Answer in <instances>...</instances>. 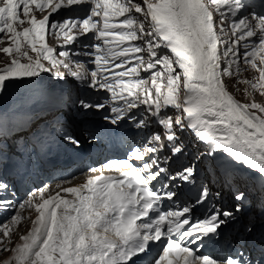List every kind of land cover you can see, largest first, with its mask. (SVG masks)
<instances>
[{"label": "snow or ice", "instance_id": "1", "mask_svg": "<svg viewBox=\"0 0 264 264\" xmlns=\"http://www.w3.org/2000/svg\"><path fill=\"white\" fill-rule=\"evenodd\" d=\"M83 4L91 5L84 18L69 16L50 23L52 14ZM143 5L133 0H3L0 4V33H4L0 43L5 38L9 41L0 51L10 57V63L0 67V93L13 82L39 77L42 72L63 79L62 66L68 75L81 81L90 78L91 88L111 94L103 103L79 100L82 109H103L111 103L114 115L105 120L118 125L128 119L141 128L147 126V118L137 121L133 110L143 104L166 130L163 138L159 133L152 135L128 158L103 166L128 171L106 175L103 169L93 168L90 171L99 174L88 176L83 184L57 185L60 191L47 197L48 190L43 189L41 202L19 203L20 209L34 208L37 215L14 248H0L13 253L4 264H135L134 258L147 255L150 245L157 242L163 244L162 251L149 264H264V248L258 255L237 252L213 258L197 255L188 246L215 242L218 230L233 212L214 207L210 216L194 221L195 206L209 198L206 186L195 205L164 210V200L177 197L169 185L179 188L176 181L194 183L197 169L191 165L169 174L159 158L164 149L177 159L184 155L186 146L178 132L190 130L207 146V155L225 153L256 173L253 179H264V104L241 103L228 91L224 79L242 71V59L259 74L258 79L243 82L264 95V0L258 5L245 0H143ZM250 8L253 10L244 15ZM33 9L50 11L38 19ZM26 22L28 27H18ZM49 29L66 45L91 33L97 42L84 45L89 50L83 55L92 57L94 70L89 73L83 63H74L69 51L57 54L46 39ZM254 37L258 43L250 42ZM130 41H141L144 46H124ZM140 53H146L148 60L136 55L134 65L107 75L112 67L127 65L130 54ZM141 71L149 72V77H141ZM168 107L177 111L174 117L161 115ZM64 138L76 147L81 145L75 134ZM5 159L0 144V166ZM9 190L0 180V193ZM235 199L241 202L235 205L239 212L246 195L240 191ZM13 207L11 200L0 199V210ZM23 219L17 212L11 223L18 225ZM12 231V227L0 225V245Z\"/></svg>", "mask_w": 264, "mask_h": 264}, {"label": "rangeland", "instance_id": "2", "mask_svg": "<svg viewBox=\"0 0 264 264\" xmlns=\"http://www.w3.org/2000/svg\"><path fill=\"white\" fill-rule=\"evenodd\" d=\"M8 59V56H6L4 53H1L0 52V61H4V60H7ZM230 83L238 90H242L240 91V94L242 95H248V92L244 91L242 88H243V83L242 81L239 79V78H235V77H231L230 78ZM234 83L236 84H239V86H236L234 85ZM22 225V224H20ZM27 225L25 224V227ZM14 226L12 225V228ZM21 237V234L20 233H16L15 235H13V231L10 235V237H5L3 238V245H0V248H3V247H6L8 249H12L14 248V242L17 240V242L15 243H19L20 242V238ZM13 255L12 251H3V250H0V264H4V262L6 260L9 259V257H11Z\"/></svg>", "mask_w": 264, "mask_h": 264}, {"label": "bare ground", "instance_id": "3", "mask_svg": "<svg viewBox=\"0 0 264 264\" xmlns=\"http://www.w3.org/2000/svg\"><path fill=\"white\" fill-rule=\"evenodd\" d=\"M37 102L39 101V102H41V99H39V100H36ZM142 131H146V128L145 127H141L140 128ZM137 166V165H136ZM20 238V237H19Z\"/></svg>", "mask_w": 264, "mask_h": 264}]
</instances>
